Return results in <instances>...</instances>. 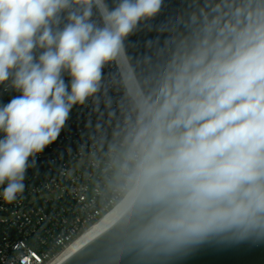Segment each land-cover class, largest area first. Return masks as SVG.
Returning a JSON list of instances; mask_svg holds the SVG:
<instances>
[{"label": "clouds", "instance_id": "clouds-1", "mask_svg": "<svg viewBox=\"0 0 264 264\" xmlns=\"http://www.w3.org/2000/svg\"><path fill=\"white\" fill-rule=\"evenodd\" d=\"M162 4L0 0V85L16 93L0 104L6 202ZM157 45L144 83L123 81L128 132L109 248L171 264L205 244L264 243V0H205Z\"/></svg>", "mask_w": 264, "mask_h": 264}, {"label": "built area", "instance_id": "built-area-1", "mask_svg": "<svg viewBox=\"0 0 264 264\" xmlns=\"http://www.w3.org/2000/svg\"><path fill=\"white\" fill-rule=\"evenodd\" d=\"M103 73L97 98L73 107L58 138L35 157L24 191L9 203L0 185V264H52L111 213L129 106L116 63ZM15 94L0 85V104Z\"/></svg>", "mask_w": 264, "mask_h": 264}, {"label": "water", "instance_id": "water-1", "mask_svg": "<svg viewBox=\"0 0 264 264\" xmlns=\"http://www.w3.org/2000/svg\"><path fill=\"white\" fill-rule=\"evenodd\" d=\"M107 3L111 7L114 0H107ZM204 4L205 0H163L159 14L154 19L142 23L125 41L126 57L118 61L124 80L134 74L143 84L152 71L151 66L143 62V58L152 56L155 62L157 41L162 45L172 31L181 30L182 23L190 12ZM105 229L106 223L61 264H138L134 256L118 257L117 253L109 248ZM171 264H264V243H241L231 246L205 244L174 259Z\"/></svg>", "mask_w": 264, "mask_h": 264}, {"label": "bare ground", "instance_id": "bare-ground-1", "mask_svg": "<svg viewBox=\"0 0 264 264\" xmlns=\"http://www.w3.org/2000/svg\"><path fill=\"white\" fill-rule=\"evenodd\" d=\"M121 75V69L118 62H115ZM122 79L124 81L123 75ZM110 213L96 226H94L88 233H86L83 237H81L78 241L73 243L69 248H67L62 254L59 255V257L52 263V264H61L72 252H74L83 242H85L92 234H94L100 227H102L109 217Z\"/></svg>", "mask_w": 264, "mask_h": 264}]
</instances>
